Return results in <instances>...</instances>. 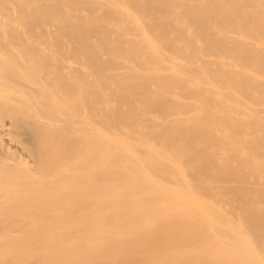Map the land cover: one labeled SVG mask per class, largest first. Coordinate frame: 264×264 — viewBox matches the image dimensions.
I'll return each instance as SVG.
<instances>
[{
    "label": "bare ground",
    "instance_id": "6f19581e",
    "mask_svg": "<svg viewBox=\"0 0 264 264\" xmlns=\"http://www.w3.org/2000/svg\"><path fill=\"white\" fill-rule=\"evenodd\" d=\"M0 264H264V0H0Z\"/></svg>",
    "mask_w": 264,
    "mask_h": 264
}]
</instances>
